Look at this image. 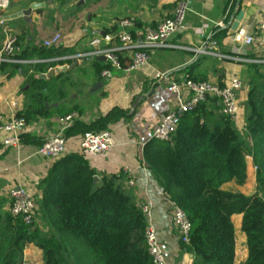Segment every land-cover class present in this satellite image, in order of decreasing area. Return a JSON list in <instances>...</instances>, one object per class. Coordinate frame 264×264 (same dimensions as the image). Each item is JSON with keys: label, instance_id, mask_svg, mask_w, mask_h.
<instances>
[{"label": "crops", "instance_id": "0c3cea01", "mask_svg": "<svg viewBox=\"0 0 264 264\" xmlns=\"http://www.w3.org/2000/svg\"><path fill=\"white\" fill-rule=\"evenodd\" d=\"M178 0H11L10 6L0 11V49L6 35H25L24 47L43 45L44 40L56 33H61L59 46L66 49V54L54 58L34 57L24 66L49 65L47 75L52 69L67 68L54 74H64L52 83L53 101L49 108L58 109L61 105L68 108L80 107L79 121L67 132L65 153L80 152L79 140L82 130L98 126L105 122L112 134L113 147L103 154H86L91 166L96 170L100 181L102 175H120L125 173L124 186L128 188L137 204L143 207L151 204L150 222L156 229L158 239L166 250L170 264H191L195 256L181 247L179 232L172 220V201L164 192L156 176L145 160V149L153 140V132L160 121V116L177 108L180 98L187 96L182 90L175 94L163 79H156L146 70L125 71L115 69L109 78L101 79L96 74L94 62L76 55L91 53V42L96 37H103L107 29L124 18L136 20L132 30L137 34L136 41H142L143 31L155 29L166 18L173 17L179 5ZM185 28L177 32L170 40V47L159 48L151 55V64L161 71H172L174 80H181L185 73L192 72L196 77L206 76L209 81L228 83L238 76L247 80L238 97L241 104L240 116L235 122L238 130L244 133L246 128V103L248 100L249 68L241 60L264 57V48L256 39L251 45L244 42L246 36L257 38L260 22L264 16V0H187ZM45 2L43 8L34 10L31 16L4 20V16L19 13L32 3ZM182 0H180V3ZM244 12L237 30H233L235 18ZM219 22L224 25L217 26ZM208 23L218 38L219 50L229 58L206 56L195 52L206 36L200 28ZM112 43L103 42L102 46ZM130 55L129 52L125 53ZM128 56V57H129ZM69 58V59H68ZM131 59V58H130ZM107 61V60H102ZM21 72L12 77L0 71V124L12 118L9 102L18 103L17 113L24 108L29 85L27 75ZM31 70L29 74H32ZM101 82L102 86L96 87ZM64 87L67 96L61 97L57 91ZM97 88V89H95ZM54 118L40 119L29 124L21 134L18 148H5L0 143V207L9 209V192L14 187H24L35 197L41 196L40 182L45 178L57 158H45L36 154L37 148L46 139L58 133V122ZM3 134L0 135V140ZM248 162V180L243 186L235 182L223 185L226 190L251 195L258 192L256 171L253 157H246ZM134 184H131V182ZM251 188L254 190L251 192ZM236 229L235 264H245L248 256L247 239L242 230V215H234ZM239 233V239L237 234ZM240 248L244 247V256L239 258ZM42 261L38 262L39 256ZM43 252L35 244H30L24 253V264H43Z\"/></svg>", "mask_w": 264, "mask_h": 264}, {"label": "trees", "instance_id": "16d2710c", "mask_svg": "<svg viewBox=\"0 0 264 264\" xmlns=\"http://www.w3.org/2000/svg\"><path fill=\"white\" fill-rule=\"evenodd\" d=\"M178 4L180 0L175 7ZM129 19L133 26L137 25L135 19ZM133 26L129 27L130 32L137 40ZM120 31L117 23L106 34L120 44ZM222 34L218 32L213 38L218 41ZM16 37L14 58H54L67 52L63 47L48 48L44 44L24 47L25 35ZM128 56L120 54L122 68L131 64ZM93 62L100 79L104 78L105 70H114L109 61L94 58ZM50 64L0 65V71L8 77L20 70L28 77L26 84L30 87L25 105L17 113L28 124L82 112L78 106L48 107L53 101L52 83L65 75L40 78L48 72ZM244 64L249 68L244 133L225 113L221 99L207 95L194 109L182 114L171 139H153L145 149L150 170L190 221V241L182 242L181 247L194 254L195 264H235L237 240L233 216L237 214L242 215V231L247 239L245 264H264V64ZM31 70L33 73L29 74ZM183 78L209 81L191 71ZM214 83L225 85L221 79ZM57 92L62 98L67 96L64 87ZM105 124L103 121L82 132L108 130ZM86 154L82 150L65 153L50 168L40 182L41 196L36 197L40 212L37 222L27 224L23 216L0 207V264H24V253L30 244L42 250L43 264H154L146 237L148 218L124 186L125 173L102 175L101 181L95 182L97 172ZM248 155L257 166L258 192L247 195L224 189L227 182L240 186L247 183Z\"/></svg>", "mask_w": 264, "mask_h": 264}, {"label": "built area", "instance_id": "2783aa9c", "mask_svg": "<svg viewBox=\"0 0 264 264\" xmlns=\"http://www.w3.org/2000/svg\"><path fill=\"white\" fill-rule=\"evenodd\" d=\"M11 0H0V11L10 6ZM187 0H182L173 17L166 18L159 23L157 28L148 29L143 33L142 41H136L130 32L133 22L129 18H124L119 22L121 31L119 33L120 44L114 42L111 35H104L103 37H96L91 44L94 51L82 55H76L74 59L83 57L86 60L92 61L94 58L104 56L115 69H122L125 71L146 70L156 79H163L170 85V90L175 94H180L181 89L187 91L185 98H180L177 108L167 111L160 116V121L153 132V138L161 141L171 139L173 133L176 131L179 119L186 111L194 109L199 102H201L207 95L217 96L221 99L224 106V111L232 117L234 122H237L240 116L241 104L238 94L243 88V81L238 76L226 83L223 87L212 81L195 82L192 80H174L172 71H161L151 64L152 53L159 49L170 47L169 40L180 30L185 28V15L187 11ZM224 25L219 22L217 26ZM208 23H204L200 28L201 35H205L204 42L197 48H192L197 53L206 56H217L220 58H229L219 50V42L213 38V32ZM258 40L264 48V16L259 25L257 38L254 36H246L244 42L251 45ZM17 37L13 34H7L0 49V65L4 62L13 64L28 63L26 59L14 58L16 52ZM103 42L112 43L110 46H102ZM61 43V34L56 33L51 38L44 40V46L51 48L59 46ZM129 52L132 62L126 67L122 68L120 64V54ZM260 59L241 60L240 58H232L237 61L245 63H261L264 64V57ZM69 59V58H68ZM105 78L111 76V71L105 70L103 72ZM12 118L0 124V135L3 134L0 143L5 148H18L21 145V134L29 125L26 118L18 117V103L15 101L9 102ZM80 115L76 112L59 116L58 133L49 137L41 144L36 154L45 158H57L62 156L67 146V132L72 128L76 121H79ZM79 145L82 151L87 154H103L113 147L112 134L109 130H88L79 140ZM254 170L257 172V166L253 164ZM131 184H134L132 181ZM11 203L9 205L10 212L15 215H21L27 224H32L39 220L40 212L35 195L29 192L26 188L14 187L9 192ZM143 211L148 218V228L146 232L149 252L153 257L154 264H170L166 255L164 246L160 243L156 229L150 222L151 204H145ZM172 220L177 228L180 239L184 243H189V234L191 229L190 221L186 213L180 209L172 201ZM191 264H195L192 262Z\"/></svg>", "mask_w": 264, "mask_h": 264}, {"label": "water", "instance_id": "95a60500", "mask_svg": "<svg viewBox=\"0 0 264 264\" xmlns=\"http://www.w3.org/2000/svg\"><path fill=\"white\" fill-rule=\"evenodd\" d=\"M50 1L51 0H49V2ZM46 5H47V3H45V2L32 3L28 9L23 10V11H21L19 13H16V14L4 16L3 19L4 20H10V19L18 18V17L31 16L34 10L43 8ZM243 16H244V12L243 11H240L238 13V15L236 16V18H235L234 24L232 25L233 30H237L238 29V27L240 26V22L243 19ZM97 59H99V60H106V58L104 56L97 57ZM65 70H67V68H65V67L64 68H60V69H52V70H50V72L47 75L45 74V75H42L41 77L42 78H47V77H50V76H52L54 74L60 73V72L65 71ZM100 86H102V83L101 82H99L96 87H100ZM95 89H97V88H95ZM94 180H95V182H100L99 176L96 175L94 177Z\"/></svg>", "mask_w": 264, "mask_h": 264}, {"label": "rangeland", "instance_id": "374dc122", "mask_svg": "<svg viewBox=\"0 0 264 264\" xmlns=\"http://www.w3.org/2000/svg\"><path fill=\"white\" fill-rule=\"evenodd\" d=\"M61 34V33H60ZM61 42H62V35H61ZM61 44V43H60ZM243 81V86L246 84V82H247V80L245 81V80H242ZM257 174V173H256ZM251 192H253L254 190L251 188ZM39 222H41V225H43V229L44 230H48V228L45 226V224L42 222V221H39ZM242 231V230H241ZM239 235V233L237 234V238L239 239L240 237L238 236ZM244 248V247H243ZM242 247L240 248V241H238V254H239V258L240 259H242L243 258V256H244V250H242L243 249ZM42 261V256L40 255L39 256V259H38V262H41Z\"/></svg>", "mask_w": 264, "mask_h": 264}]
</instances>
